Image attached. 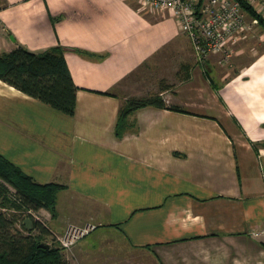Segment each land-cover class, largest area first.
<instances>
[{
  "label": "crops",
  "instance_id": "crops-1",
  "mask_svg": "<svg viewBox=\"0 0 264 264\" xmlns=\"http://www.w3.org/2000/svg\"><path fill=\"white\" fill-rule=\"evenodd\" d=\"M161 15L129 0H0V53L61 46L77 86L67 115L0 79V154L64 185L53 236L96 222L62 251L69 264H264V52L220 79L209 58L192 63L177 109L140 107L115 133L122 82L185 36Z\"/></svg>",
  "mask_w": 264,
  "mask_h": 264
},
{
  "label": "trees",
  "instance_id": "trees-1",
  "mask_svg": "<svg viewBox=\"0 0 264 264\" xmlns=\"http://www.w3.org/2000/svg\"><path fill=\"white\" fill-rule=\"evenodd\" d=\"M239 1L242 8L264 26L263 17L252 5ZM0 79L67 115L74 114L77 86L61 46L38 53L18 44L12 50L0 53ZM147 105L165 106L154 96L128 99L121 104L115 127L118 137L125 132L128 115ZM63 187L54 182L35 181L0 154V207L16 212H37L44 208L54 216L56 193ZM12 221L0 211V264H69L59 244L47 243L48 248L38 246L44 236H50L51 240L56 238L43 223L35 220L28 234H13Z\"/></svg>",
  "mask_w": 264,
  "mask_h": 264
},
{
  "label": "rangeland",
  "instance_id": "rangeland-1",
  "mask_svg": "<svg viewBox=\"0 0 264 264\" xmlns=\"http://www.w3.org/2000/svg\"><path fill=\"white\" fill-rule=\"evenodd\" d=\"M129 1L136 5L134 0ZM144 13L152 19H158L162 16L161 13L158 12L144 11ZM258 13L264 19V11ZM245 15L247 24L249 25L246 29L247 37L234 45L232 55L225 60L222 59L221 55L209 56V60H211V63L215 66L213 78L220 79L225 73L227 74V77L233 75L239 66L248 63L256 54L264 52L263 24L261 25L259 19L249 15L247 11H245ZM253 19L257 20L254 24L250 22ZM194 62L196 63L197 61L194 56L191 42L186 38V35L175 40L159 53L149 58L122 82V84H124V87L122 88V94L124 95L122 103L128 99H144L154 96L160 98L165 106H174L175 103H173L169 97L175 86L189 76L190 67L193 66L192 63ZM126 129L127 126L125 131ZM12 188L13 187H11V189ZM1 200L2 199L0 198V201ZM0 211H3L9 219H13L14 222L12 221V228L14 230L11 229L13 234L19 232L22 234L29 233V230L24 226L25 224L22 223L25 217H30L33 221L37 220L46 225L47 219H49L51 215V213H49L50 211L47 209H40L37 212H16L0 207ZM86 222H93L96 224L94 221ZM71 223L72 222L67 223L63 231L67 225ZM15 230H17V232ZM41 242L51 243L53 245L58 244L57 239L55 238V240H51L50 236H44L41 239Z\"/></svg>",
  "mask_w": 264,
  "mask_h": 264
},
{
  "label": "built area",
  "instance_id": "built-area-1",
  "mask_svg": "<svg viewBox=\"0 0 264 264\" xmlns=\"http://www.w3.org/2000/svg\"><path fill=\"white\" fill-rule=\"evenodd\" d=\"M142 13H170L178 29L190 40L197 62L204 63L211 55L228 59L237 41L246 36L245 10L239 0H134ZM257 11H264V0H244ZM257 20L250 21L252 24ZM97 227L93 222L68 224L56 236L59 246L69 251L79 240ZM264 234V229L260 231Z\"/></svg>",
  "mask_w": 264,
  "mask_h": 264
},
{
  "label": "water",
  "instance_id": "water-1",
  "mask_svg": "<svg viewBox=\"0 0 264 264\" xmlns=\"http://www.w3.org/2000/svg\"><path fill=\"white\" fill-rule=\"evenodd\" d=\"M23 223L28 230L33 228V220L30 217H25ZM38 246L48 248L49 244L40 242Z\"/></svg>",
  "mask_w": 264,
  "mask_h": 264
}]
</instances>
